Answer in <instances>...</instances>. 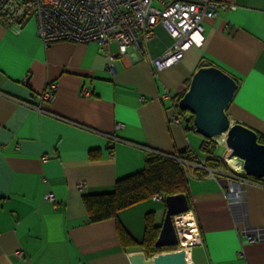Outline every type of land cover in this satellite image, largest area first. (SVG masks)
I'll use <instances>...</instances> for the list:
<instances>
[{
    "label": "crops",
    "instance_id": "1",
    "mask_svg": "<svg viewBox=\"0 0 264 264\" xmlns=\"http://www.w3.org/2000/svg\"><path fill=\"white\" fill-rule=\"evenodd\" d=\"M219 1L231 8L204 22L203 46L161 71L153 60L176 42L161 25L125 56L112 43L111 68L97 42L45 46L35 19L20 30L0 23V264H132L130 256L142 250L122 247L118 223L142 240L149 213L162 227L166 196L93 224L83 197L142 171L148 152L189 150L205 165L201 150L209 140L172 122L174 98L204 65L238 82L228 115L264 136V0ZM52 84L54 100H42ZM200 168L208 175L185 173L204 239L192 249V264H264V241L251 243L243 230L264 227V181L243 178V201L230 203L232 172ZM51 193L55 202L46 198Z\"/></svg>",
    "mask_w": 264,
    "mask_h": 264
},
{
    "label": "built area",
    "instance_id": "2",
    "mask_svg": "<svg viewBox=\"0 0 264 264\" xmlns=\"http://www.w3.org/2000/svg\"><path fill=\"white\" fill-rule=\"evenodd\" d=\"M228 8L231 7L219 0H0V23L20 30L29 20L35 19L45 46L59 41L97 42L108 55L111 68H114L116 58L111 53L112 43H116L120 55L125 56L130 47L150 40L155 27L161 25L176 41L162 56L153 60L154 69L161 71L180 62L192 46H203L204 22L215 19L219 10ZM57 87L52 84L42 95V100H54ZM171 98L169 92L162 99ZM172 122L183 125L186 118L176 111ZM186 164L205 166L204 162ZM236 172L244 173L243 169ZM243 178L236 174L228 176L226 187L230 203L243 201ZM80 187L85 184L80 183ZM46 198L56 201L53 193ZM155 199L162 200V197ZM185 216H192V220L182 221ZM174 222L179 237V245L174 251H185L189 261L193 247L204 244L202 233L191 211L176 216ZM243 230L251 243L264 241V227L245 226ZM17 255L19 258L24 256L22 251Z\"/></svg>",
    "mask_w": 264,
    "mask_h": 264
},
{
    "label": "water",
    "instance_id": "3",
    "mask_svg": "<svg viewBox=\"0 0 264 264\" xmlns=\"http://www.w3.org/2000/svg\"><path fill=\"white\" fill-rule=\"evenodd\" d=\"M237 91L238 82L230 74L216 66H204L193 75L179 107L192 114L196 133L205 139L227 136V159H240L246 176L264 179V144L259 143L255 130L233 122L228 115ZM166 205L157 248L179 245L174 217L190 211L185 194L168 196ZM130 261L132 264H192L183 250L158 253L151 258L144 252H136L130 256Z\"/></svg>",
    "mask_w": 264,
    "mask_h": 264
},
{
    "label": "trees",
    "instance_id": "4",
    "mask_svg": "<svg viewBox=\"0 0 264 264\" xmlns=\"http://www.w3.org/2000/svg\"><path fill=\"white\" fill-rule=\"evenodd\" d=\"M184 94L185 92L174 98L176 99L175 106L177 113L182 118H185L186 112L179 108V101ZM189 115L190 117L186 118L185 127L187 130L196 132L194 117L192 114ZM257 134L259 143L264 144V136L258 132ZM201 151L206 159L205 165L210 170L230 171L232 172L231 174H236L240 177L258 182L264 181V179L240 175L228 168L225 162L220 157H217L218 149L210 144L203 147ZM200 157L203 156L189 150H182L169 155L148 152L146 154V164L142 171L119 180L111 191L85 195L83 197V202L89 216V223L93 224L116 219L121 211L153 199L157 195L166 196L167 198L168 196L185 194L187 188L186 171H192L196 177H204L209 173L204 168L186 164V162H198ZM96 158L97 155L92 153V159ZM118 232L122 247L125 250L139 248L142 250L140 252H144L147 258H151L158 253L171 252L176 249V247H156L161 228L155 225L154 216L151 213L146 216V227L142 240L137 241L134 239L120 223H118Z\"/></svg>",
    "mask_w": 264,
    "mask_h": 264
},
{
    "label": "rangeland",
    "instance_id": "5",
    "mask_svg": "<svg viewBox=\"0 0 264 264\" xmlns=\"http://www.w3.org/2000/svg\"><path fill=\"white\" fill-rule=\"evenodd\" d=\"M186 114H190V113L186 112ZM221 137H216L212 140H209L208 144H210L211 146H214L218 149L217 157H220L222 159V161H224L225 164L228 166V168L232 169L231 166L227 163V156L229 154V149L227 147L226 138L224 136H221ZM200 158H202V157H200ZM199 162H202L201 159H198V162H195V163L199 164ZM192 163H194V162H192Z\"/></svg>",
    "mask_w": 264,
    "mask_h": 264
},
{
    "label": "bare ground",
    "instance_id": "6",
    "mask_svg": "<svg viewBox=\"0 0 264 264\" xmlns=\"http://www.w3.org/2000/svg\"><path fill=\"white\" fill-rule=\"evenodd\" d=\"M226 138V135H223ZM222 138V137H221ZM227 163L235 170L240 171L242 169V162L237 157H234L232 159H227ZM192 216H185L181 220L184 222L191 221ZM189 261H190V255H189Z\"/></svg>",
    "mask_w": 264,
    "mask_h": 264
},
{
    "label": "clouds",
    "instance_id": "7",
    "mask_svg": "<svg viewBox=\"0 0 264 264\" xmlns=\"http://www.w3.org/2000/svg\"><path fill=\"white\" fill-rule=\"evenodd\" d=\"M183 125H185V124H183ZM231 168H232V167H231ZM235 172H236V171H235ZM188 212H189V211H188ZM186 213H187V212H186ZM183 214H184V213H183ZM175 217H176V216H175ZM175 217H174V218H175ZM190 262H191V260H190ZM191 263H192V262H191Z\"/></svg>",
    "mask_w": 264,
    "mask_h": 264
}]
</instances>
